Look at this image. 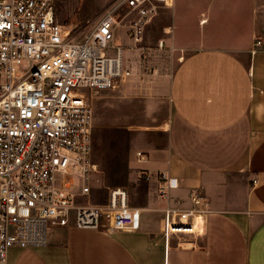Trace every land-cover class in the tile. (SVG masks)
Wrapping results in <instances>:
<instances>
[{"label": "crops", "instance_id": "0c3cea01", "mask_svg": "<svg viewBox=\"0 0 264 264\" xmlns=\"http://www.w3.org/2000/svg\"><path fill=\"white\" fill-rule=\"evenodd\" d=\"M172 8L181 27L193 18L187 28L195 33L168 39L171 54L183 52L169 78L151 75L132 43L133 61L124 51L133 71L138 65L153 78L139 107L150 119L141 130L147 159L139 163L134 153L132 169L137 176L168 171L179 181L172 195L185 206L193 192L206 196L202 233L174 234L167 245L158 181L137 178L128 190L130 205L143 210L139 231L55 228L45 247L11 248L8 264H148L152 242L160 246L151 264H264V52L251 54L254 39L264 37V0H174Z\"/></svg>", "mask_w": 264, "mask_h": 264}, {"label": "built area", "instance_id": "2783aa9c", "mask_svg": "<svg viewBox=\"0 0 264 264\" xmlns=\"http://www.w3.org/2000/svg\"><path fill=\"white\" fill-rule=\"evenodd\" d=\"M56 1L0 0V264H8L11 248L47 246L55 228L141 229L143 210L130 205L127 188H110L103 203L89 198L99 172L92 101L134 76L125 46H115L118 31L126 28L140 50L157 4L173 7L174 0H116L79 42L58 22ZM260 51L264 37L252 44V55ZM136 159L145 162L146 153L137 151ZM154 178L166 203V244L174 234L198 233L196 218L211 212L208 198L193 192L185 206L172 195L179 181L168 171L138 172L142 183Z\"/></svg>", "mask_w": 264, "mask_h": 264}, {"label": "rangeland", "instance_id": "374dc122", "mask_svg": "<svg viewBox=\"0 0 264 264\" xmlns=\"http://www.w3.org/2000/svg\"><path fill=\"white\" fill-rule=\"evenodd\" d=\"M115 1L57 0L56 17L59 23L71 31L73 40L79 42L89 35ZM192 19V17L187 18L181 27L179 23L175 22L172 7L157 4L156 13L146 28L144 40L138 50L140 53H144L140 61L151 75L163 74L167 78L171 76L178 57L182 56L183 52L171 54L170 48L173 45H170L168 39L176 38L185 42L193 37L194 30L187 28L192 24ZM162 40L166 41V46L160 49L159 42ZM130 44L131 42L126 36V29L121 28L117 33L115 46L125 45V55L128 56V61H133L134 57L131 55L134 53L128 50ZM137 61L139 60L135 59L133 64L135 65ZM141 77L137 65L131 79L118 88L104 91L93 98L92 159L99 167V172L93 176L91 181L89 198L93 203L105 202L110 188L125 187L131 192L136 188L138 176L133 171L137 166V161L133 159L134 153L141 151V148L147 145L145 143L147 139L141 135V130L145 126L143 123H150V119L140 112V97L146 95L145 85L149 84V81H153V78ZM125 88H127L126 91ZM125 95L132 96L133 102L129 101L125 105ZM130 104L133 105V108L129 106ZM164 115L167 117V111ZM153 227L155 228V224ZM116 235H123V232L109 234V236ZM88 245L105 247L102 241L95 242V240L88 241ZM151 245L153 246L151 251H156V248L158 249L160 246L155 242H152ZM151 251L148 264L156 261L155 253Z\"/></svg>", "mask_w": 264, "mask_h": 264}, {"label": "bare ground", "instance_id": "6f19581e", "mask_svg": "<svg viewBox=\"0 0 264 264\" xmlns=\"http://www.w3.org/2000/svg\"><path fill=\"white\" fill-rule=\"evenodd\" d=\"M195 230H197L198 233H202V231H203V228L201 225V219L199 216L196 218V221H195Z\"/></svg>", "mask_w": 264, "mask_h": 264}]
</instances>
